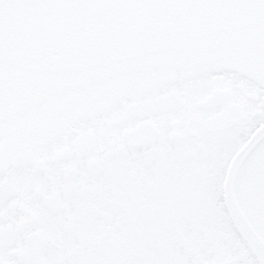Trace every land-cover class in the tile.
<instances>
[{"label":"snow or ice","instance_id":"obj_1","mask_svg":"<svg viewBox=\"0 0 264 264\" xmlns=\"http://www.w3.org/2000/svg\"><path fill=\"white\" fill-rule=\"evenodd\" d=\"M0 264H264V0H0Z\"/></svg>","mask_w":264,"mask_h":264}]
</instances>
